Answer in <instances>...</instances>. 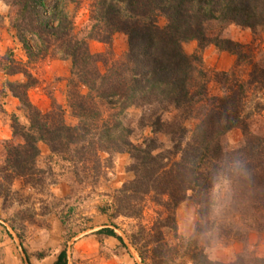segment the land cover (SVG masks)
<instances>
[{
	"label": "trees",
	"instance_id": "trees-1",
	"mask_svg": "<svg viewBox=\"0 0 264 264\" xmlns=\"http://www.w3.org/2000/svg\"><path fill=\"white\" fill-rule=\"evenodd\" d=\"M86 1L91 21L86 35L105 44L106 52H91L87 40L73 33L67 5ZM113 1L12 0L10 27L27 55L33 56L28 34L44 46L39 57L57 45L70 58L66 95L75 122L67 123L55 102L40 111L29 101L27 89L37 80L26 65L6 69L8 75L21 73L26 78L16 84L6 81V88L26 110L27 123L20 125L13 116L12 135L20 139L3 141L0 227L21 243L26 230L52 212L55 197L50 186L57 176L71 174L78 183L94 184L106 175L113 152H127L133 178L114 191L113 216L141 218L147 197L163 206L165 213L163 217L158 213L149 226L138 224L128 237L141 264H184V258L191 264H264V257L246 253L231 262L215 261L201 246L186 248L180 242L169 243L164 236L168 228L178 238L174 208L186 198L196 205L199 216L194 234L206 225L211 227V192L221 181L231 188L230 201L239 200L257 213L264 209V100H255L251 106L247 102L250 89L252 93L264 90V66L253 62V50L247 44L220 34L222 24L251 31L263 26L264 0H122V8ZM160 15L166 20L164 26L157 24ZM211 28H218L217 32ZM116 32L127 36V50L119 59L111 50ZM187 40H196L200 48L213 43L232 53L236 65L250 64L247 79L234 70L213 71L222 91L206 99L208 76L200 55L190 56L183 50ZM130 107L141 109L140 126L168 133L172 146L162 148L154 137L145 138L142 146L134 144L129 139L132 128L124 121ZM143 110L152 111L145 117ZM169 110L175 115L163 120ZM192 119L196 122L188 128L186 121ZM231 129L242 135V144L235 148L226 147L222 139ZM39 143L48 149L45 166L38 163ZM255 224L264 231V221ZM97 233L127 246L113 228L104 226ZM66 255L62 248L51 264H67Z\"/></svg>",
	"mask_w": 264,
	"mask_h": 264
},
{
	"label": "rangeland",
	"instance_id": "rangeland-1",
	"mask_svg": "<svg viewBox=\"0 0 264 264\" xmlns=\"http://www.w3.org/2000/svg\"><path fill=\"white\" fill-rule=\"evenodd\" d=\"M113 2L123 7L122 0ZM88 3L86 1L76 6L67 5L72 17L73 33L87 40L91 52H106L105 44L89 39L86 35L87 27L91 23ZM14 10L12 0H0V164L3 141L11 139L17 142L20 139L12 135L10 125L13 116L18 124L27 123L26 110L18 98L6 88V81L16 84L25 82L26 78L21 73L8 75L6 69L20 67L16 64H22L21 68L26 65L32 77L37 80L34 86L27 89L29 101L40 111L48 110L51 103L55 102L63 109L66 122H75L70 114L66 95L71 69L70 58L64 54L63 47L59 48L57 45L51 46L39 57L37 53L41 48L44 49V46L34 36L27 34L34 52L32 57L28 56L23 44L17 41L10 27L9 21ZM165 23L163 16L157 17L159 26H164ZM221 27L222 37L247 44L253 50V62L264 66V25L255 31L230 23L222 24ZM217 29L211 28V31L217 32ZM98 43L101 47H98ZM182 48L190 56L199 54L201 57V67L206 71L209 80L206 99L222 91V83L213 80V71L234 70L242 79H247L251 70V65L246 62L242 61L236 65V57L232 53L219 49L213 43L200 48L196 40H187L182 43ZM111 50L115 59H119L126 52L127 36L124 33H114ZM252 91L253 89H250L247 96L250 106L255 100H264V90L256 93ZM203 106L204 103L200 104L198 111L201 112ZM143 111L145 117H148L152 110ZM175 113L174 110H169L162 115V119H172ZM141 114L139 107H130L126 112L124 121L132 128L129 139L142 146L145 138L154 137L162 148H170L172 141L168 133L153 132L151 127L139 125ZM195 122L193 119L187 120L186 125L192 128ZM222 139L228 148L242 144V135L238 129H231ZM39 150L38 163L45 166L48 149L39 143ZM130 163L131 157L127 152H113L106 175L94 184L78 183L71 174H65L68 176L63 178L57 176L55 184L50 186V191L55 197L51 199L52 212L42 217L40 224L29 227L21 243L15 236L10 238L0 227V264H51L62 248L66 250L67 264H141L137 252L128 242V237L132 232H136L138 224L149 226L158 213L162 212V217L165 213L163 206L147 197L141 218L113 216L114 191L133 178V173L129 170ZM17 186L18 183L15 182L14 187ZM230 189L226 181L219 182L213 188V207L210 214L212 226L206 225L196 234L195 226L199 218L196 205L190 198L177 204L174 217L178 238L174 239L172 231L167 228L164 229L166 240L172 244L180 242L186 248L201 246L210 259L220 262H231L242 253L252 257H264V231L255 224L264 221V209L257 213L248 206H242L239 200L230 201ZM104 226L113 228L124 238L127 246L120 245L114 237L97 233V230ZM184 264L191 263L184 258Z\"/></svg>",
	"mask_w": 264,
	"mask_h": 264
},
{
	"label": "crops",
	"instance_id": "crops-1",
	"mask_svg": "<svg viewBox=\"0 0 264 264\" xmlns=\"http://www.w3.org/2000/svg\"><path fill=\"white\" fill-rule=\"evenodd\" d=\"M98 45H100V46H98V47H101V44H100V43H98Z\"/></svg>",
	"mask_w": 264,
	"mask_h": 264
}]
</instances>
